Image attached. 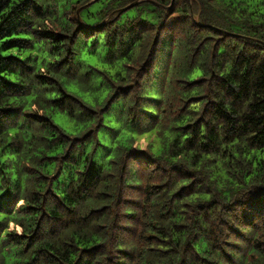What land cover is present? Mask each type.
I'll return each instance as SVG.
<instances>
[{"label": "trees", "instance_id": "16d2710c", "mask_svg": "<svg viewBox=\"0 0 264 264\" xmlns=\"http://www.w3.org/2000/svg\"><path fill=\"white\" fill-rule=\"evenodd\" d=\"M0 264H264V0H0Z\"/></svg>", "mask_w": 264, "mask_h": 264}, {"label": "rangeland", "instance_id": "374dc122", "mask_svg": "<svg viewBox=\"0 0 264 264\" xmlns=\"http://www.w3.org/2000/svg\"><path fill=\"white\" fill-rule=\"evenodd\" d=\"M140 143H141L142 148H144L145 145H146V141L144 139H141L140 140Z\"/></svg>", "mask_w": 264, "mask_h": 264}, {"label": "water", "instance_id": "95a60500", "mask_svg": "<svg viewBox=\"0 0 264 264\" xmlns=\"http://www.w3.org/2000/svg\"><path fill=\"white\" fill-rule=\"evenodd\" d=\"M133 4H134V3H133ZM133 4H130L128 7L132 6ZM128 7H126V8H128ZM126 8H124V9H126Z\"/></svg>", "mask_w": 264, "mask_h": 264}]
</instances>
